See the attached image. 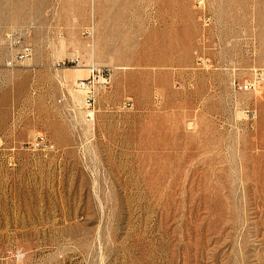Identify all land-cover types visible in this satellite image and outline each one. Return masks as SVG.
Listing matches in <instances>:
<instances>
[{"label":"rangeland","instance_id":"rangeland-1","mask_svg":"<svg viewBox=\"0 0 264 264\" xmlns=\"http://www.w3.org/2000/svg\"><path fill=\"white\" fill-rule=\"evenodd\" d=\"M0 264H264V0H0Z\"/></svg>","mask_w":264,"mask_h":264},{"label":"built area","instance_id":"built-area-1","mask_svg":"<svg viewBox=\"0 0 264 264\" xmlns=\"http://www.w3.org/2000/svg\"><path fill=\"white\" fill-rule=\"evenodd\" d=\"M10 39L13 38V34L9 35ZM13 45L15 46V48L17 47L18 50H15V52L13 53V58L16 61H26L29 60L33 54V49L31 46L24 44L21 39L15 40V42H13ZM12 64V63H10ZM96 69L92 70V72L95 74ZM97 72L100 74H98L99 76H101L105 82H108V80L111 78V74L105 70H97ZM246 89H252L253 85H246L245 86ZM77 88L80 91H84L85 92V101L86 103L90 106L94 103L95 101V95H94V91H95V86L92 84V82L90 81V79H82L79 80L77 83ZM126 106H131V103L128 102L126 104ZM33 146L36 149H40V150H44V151H53L55 149V145L44 135H40L38 137L35 138V140L33 141Z\"/></svg>","mask_w":264,"mask_h":264}]
</instances>
